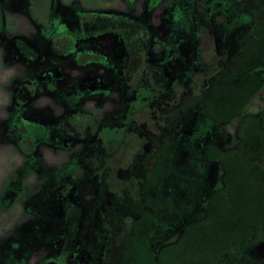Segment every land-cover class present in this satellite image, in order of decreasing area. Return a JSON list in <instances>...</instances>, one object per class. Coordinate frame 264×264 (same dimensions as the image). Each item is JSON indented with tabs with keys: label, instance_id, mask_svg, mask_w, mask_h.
Returning <instances> with one entry per match:
<instances>
[{
	"label": "rangeland",
	"instance_id": "1",
	"mask_svg": "<svg viewBox=\"0 0 264 264\" xmlns=\"http://www.w3.org/2000/svg\"><path fill=\"white\" fill-rule=\"evenodd\" d=\"M0 1V264L60 262L65 257L66 248L55 244L61 222L58 212L63 214L53 199L56 179L64 171L85 174L78 191L70 192L77 191L73 197L81 205L78 248L87 257L95 260L102 250L98 214L103 198L112 209H121L127 222L132 219L119 246L107 251L105 264H118L121 257L124 264H133L138 250L145 248L154 260L157 254V264H164L160 250L183 237V256L165 264H183L184 257L187 264H218L203 249L215 252L221 247L217 235L229 222H223V212L234 215L239 191L254 194L253 204L262 205L264 199L261 184L255 186L264 179V0H252L245 7L250 17L238 14L236 0H194L199 12L194 17L201 21L198 43L187 13L188 0H168L170 4L161 0L148 13V0H53L50 27L56 34L77 30L78 10L118 12L147 22L155 35L150 59L161 65L165 75L158 80V90L146 78L135 87L119 85V73L110 71L107 60L115 58L116 65L123 64V52L122 57L113 56L119 54L114 35L80 40L74 51L52 58L45 53L44 31L25 10L26 0ZM250 21L254 30L247 26ZM88 53L106 64L77 66ZM205 81L204 92L191 98L188 90L201 88ZM21 82H29L26 86L33 93L20 109L14 90ZM165 98L173 99L180 110L166 111V107L159 112L156 102ZM80 110L94 114L96 129L85 141L70 147L67 140L64 146L62 140L70 135L65 134L61 119ZM156 112L164 118H156ZM234 117L239 119L237 126L231 123ZM44 127L57 134H46ZM135 130L142 131L141 148ZM144 132L156 141L149 139L145 145ZM163 132L168 136L160 142ZM154 142L162 148L157 162L148 158ZM54 143L58 148L47 146ZM151 171L154 174H148ZM116 212L110 220L123 226ZM208 216L219 223L210 242L202 241L203 230L195 229ZM193 235L198 240H192ZM196 256L198 261L189 263ZM68 259L76 264L70 256L63 263ZM235 264H264V241L247 247Z\"/></svg>",
	"mask_w": 264,
	"mask_h": 264
},
{
	"label": "flooded vegetation",
	"instance_id": "2",
	"mask_svg": "<svg viewBox=\"0 0 264 264\" xmlns=\"http://www.w3.org/2000/svg\"><path fill=\"white\" fill-rule=\"evenodd\" d=\"M167 1L168 0H162V2L161 0H148V2H146L145 5V10L148 13L150 12V10H153L154 8L156 9L157 6L159 5V2H161L162 4V3H167ZM188 1H189L188 4L189 11L187 13L190 14V23H191V29L194 33V41L195 42L197 41L198 43L199 35L197 32L198 31L200 32V27L198 26H200L201 21L198 18L194 17V14L199 13L198 11H196V8L198 9V6L194 3V0H188ZM168 2L170 4V1ZM236 2L239 5V6L237 5L238 8L242 10L241 11L240 9H238L240 10V12L238 11V14L243 13V15L246 14L249 17L252 16V13H250V11H248L245 8L252 4V0L251 1L236 0ZM31 3L32 0H26L25 10L27 11V14H29L32 21L39 26V30L44 31L45 37H43L42 39L44 40L45 44L48 46V48L45 47L46 49L45 53H47L49 56L53 54L51 56L52 58L54 56L62 57L65 54L70 53V51H74L75 50L74 47L77 45V43L80 40H84L89 37L90 38L96 37L101 34H112L117 38L119 44L118 47L119 54L114 53L113 56L118 58V56L121 55L122 57V52H123V58H122L123 64L116 65V62L114 61H118V60H116L115 58H113L114 59L113 60L110 57H108L109 59L107 60H110V62L108 63L110 66L109 67L110 71L111 70L114 71L115 69V71L119 73L118 74L119 85L123 86V88H129L131 86L135 87L136 83L139 84L141 79L143 80L144 78H146L148 83L154 86L153 88H155L156 90L159 89L158 80L160 77L164 78L165 75L163 74V68L161 67V65L153 63L150 59V50L152 43L155 39V35L152 33L151 28L149 27L147 22H145L140 18H137V16H131L118 12H98V11L78 10L75 14L77 30L72 34H56L55 31H53L50 27V14L52 11L53 0L49 1V5L47 7L48 9L47 15L43 23L36 20L32 15ZM1 13H2V6L0 3V29L2 27ZM248 25L249 27H252L253 30L255 29L253 28L254 22L252 24V22L250 21L247 24V26ZM233 30H231V32ZM23 46L25 47L24 44ZM20 48L22 49V51L27 53L25 49H23L22 47ZM88 54L89 57L86 56L83 59L82 58L78 59L77 66L80 65L82 67L85 63L97 62L99 63L98 66L101 68L103 64H106L105 61H101L100 59H98L97 61L96 58H94L95 54L93 53H88ZM55 59L59 60V58H55ZM216 75H217L216 72L214 76L210 75L208 80L212 81L213 77H215ZM27 83L29 82L19 83L14 90V102L20 109L30 102L33 93L32 88L26 86ZM206 84L207 83L205 81L204 83H202L201 88H197V89L190 88L188 90V92L190 93L188 94H191V98L200 96L207 88ZM163 93H166V91H161V94ZM156 103L157 106L159 107L158 108L159 112L166 107H168L165 109L166 111L170 110L172 112L174 111L177 112L180 110L179 107L175 106L173 99H171V101L167 98L161 100L159 99V101H157ZM152 113L154 112L152 111ZM155 117L161 119L164 118V115L156 112ZM149 119L151 120L150 123H152L153 116L152 118ZM60 123L62 124L64 123V126L66 127L67 132L65 131V134L67 133L68 135H70V138L62 140V144L65 146L68 140L70 142V147H72L74 144H78L80 140L85 141L86 140L85 136L87 134L92 133V130L96 129L97 119L95 118L94 114L80 110L69 113L63 119H61ZM140 125H142V122L140 123ZM136 127L138 128L139 126L136 124ZM51 130L52 129L49 130V128L47 130V127H44V132L46 134L48 133L50 134V132L52 133L55 132ZM56 134L57 132H55V135ZM134 134L136 136V137L134 136V139L135 141L137 140V142L139 143V147L141 148L143 142L142 131L135 130ZM146 134H147L146 138H144L145 145L147 144L146 141L147 140L149 141V139L156 141V139H153L154 137H152L150 134L148 133ZM166 136H168V133L165 134V132H163L160 135V137L163 138L160 142H162L164 139L166 140L165 138ZM152 145L154 150L151 152L150 155L148 154V158H150V160H154L155 162H157L158 149L162 150V148L156 142H154ZM47 146H54L58 148L56 143H54V145L47 144ZM47 146H42V147H47ZM59 146L64 148L60 144ZM41 148L39 149L38 152H41L40 151ZM156 168L158 169L157 166ZM150 173L154 174L153 171L149 172L148 174ZM84 177L85 174H77L75 172L68 173L67 171H64V173L56 179V183L53 188L55 190V193L53 194V199H54V203L61 208V214H63V217L58 212L61 222H60V231L55 244L66 248V253H64V256L66 258H68L69 256L71 258H75L76 264H81L80 259L84 260L83 264H105L106 263L105 255L107 251H110L111 247L117 246L118 241L119 244L122 242L123 240L122 238L124 237L128 229V222H131L132 219H129L127 222L126 218H124V216L120 214L121 209H119L118 211L115 210V208L112 209L111 208L112 203L111 202L108 203L109 204L108 206V204H104L102 198L101 210H100V214H98V219L101 218V224H102V228L99 224V233L100 236L104 238L103 244L101 241L102 250L99 253L100 257L94 260L91 259L90 257H87L89 256V254L85 255V251H80V249L78 248V244H79L78 232H79V223L81 218V207H80L81 205L76 194H75L76 200L74 199L73 193H76L78 191V187L80 186V184L82 185L85 182L83 181ZM107 182L108 179L104 182L106 183V186H107ZM67 186H69V188H66ZM106 186H104V189L102 191L103 197L104 194L107 192ZM70 190H74V191L77 190V191L70 192ZM113 204L116 206V202H114ZM115 212L118 214V216L121 215L120 221L123 223V226L117 225L115 223V220H110V217L114 216ZM56 252L58 253L59 251L57 250ZM102 254H104V258L101 257ZM65 257H63L62 260H64ZM51 258L57 259L56 257H51ZM62 260L61 261L59 260L60 262L53 260L41 261L39 264H46L48 262H55L56 264H65L63 263ZM69 261L70 259L66 260L67 264H70Z\"/></svg>",
	"mask_w": 264,
	"mask_h": 264
},
{
	"label": "trees",
	"instance_id": "3",
	"mask_svg": "<svg viewBox=\"0 0 264 264\" xmlns=\"http://www.w3.org/2000/svg\"><path fill=\"white\" fill-rule=\"evenodd\" d=\"M50 0H32L31 3V10L32 15L36 20L39 22H44L46 15H47V7L49 5ZM247 108L244 107V110ZM239 119H236L235 117L231 120V123L233 125H238ZM261 184V190L264 191V179L262 183H257L255 186H259ZM247 187V186H246ZM250 189V186L247 187ZM257 189V188H256ZM255 189V191H256ZM237 198L235 201H238L237 203H234L235 207V213L234 215H227V211H224L222 214V220L223 222L229 221L226 224L223 225L221 232L217 235V237L220 240L221 247L214 251H208L204 250V253L206 254H212L214 259H217L218 264H235L238 263V260L240 261L244 250L249 247V245L253 244H260L264 241V212H263V218L261 215L262 211V205L264 206V199L263 203L260 201L262 205H257V202L253 204V198L252 196L254 194H249L248 192L242 193L239 191ZM258 192V189H257ZM261 196V195H260ZM264 198V197H262ZM253 206L251 211V216L248 218V210ZM229 209V208H227ZM230 216V218H229ZM214 222V218L211 216H208L206 220H204L203 224L200 226H196L195 229L198 228V231L204 232V235L202 237V241L213 239L212 235L210 234L213 229L219 230V223L216 224ZM221 222V221H220ZM249 223V227L247 228V225ZM225 229V230H224ZM206 235V236H205ZM212 237V239H210ZM186 238L183 237L180 239V242L174 245H168L165 248H162L159 252V259L162 261V263H167L170 259L177 257V255L183 256L184 252L181 250L184 243L186 242ZM198 240L197 237L195 238V235L192 236V240ZM191 240V237H190ZM138 243V242H137ZM149 244V243H148ZM150 245V244H149ZM117 246H119V241L117 243ZM134 245H131L130 250H134ZM129 250V251H130ZM138 250L139 256L138 259L134 261L133 264H139L138 260L140 259L141 264H157L156 257L157 254H155V260L152 256H150V250L149 248H145ZM125 252V251H124ZM128 252V251H126ZM122 255V254H121ZM186 256V255H185ZM194 257L195 255L192 254ZM200 257L196 256L194 260H189V263H195L198 261ZM208 257H206L207 259ZM118 264H124L123 258L117 260ZM181 262V259L179 260ZM195 261V262H193ZM183 264H187L188 259L184 257Z\"/></svg>",
	"mask_w": 264,
	"mask_h": 264
},
{
	"label": "water",
	"instance_id": "4",
	"mask_svg": "<svg viewBox=\"0 0 264 264\" xmlns=\"http://www.w3.org/2000/svg\"><path fill=\"white\" fill-rule=\"evenodd\" d=\"M46 264H56L55 262H48V263H46Z\"/></svg>",
	"mask_w": 264,
	"mask_h": 264
}]
</instances>
